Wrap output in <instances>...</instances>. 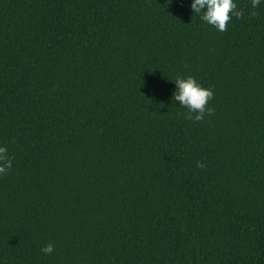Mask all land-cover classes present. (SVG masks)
<instances>
[{
  "label": "trees",
  "instance_id": "16d2710c",
  "mask_svg": "<svg viewBox=\"0 0 264 264\" xmlns=\"http://www.w3.org/2000/svg\"><path fill=\"white\" fill-rule=\"evenodd\" d=\"M236 2L220 32L192 0H0V264H264V4Z\"/></svg>",
  "mask_w": 264,
  "mask_h": 264
},
{
  "label": "clouds",
  "instance_id": "9594fccd",
  "mask_svg": "<svg viewBox=\"0 0 264 264\" xmlns=\"http://www.w3.org/2000/svg\"><path fill=\"white\" fill-rule=\"evenodd\" d=\"M264 4V0H251V7L258 8ZM191 9L200 15V19L217 31H226L228 23L233 17L243 18L244 11L238 8L236 0H192ZM255 15V13H252ZM176 85L173 93L175 101L180 102V106L188 110L187 119L201 121L205 114L211 115L214 111L208 106L209 100L214 96L211 88L202 85L193 76H177L172 80ZM7 147L0 146V174L5 173L12 166V161L7 156ZM198 167L203 168V162H198ZM45 254H51L54 246L48 244L41 249Z\"/></svg>",
  "mask_w": 264,
  "mask_h": 264
}]
</instances>
